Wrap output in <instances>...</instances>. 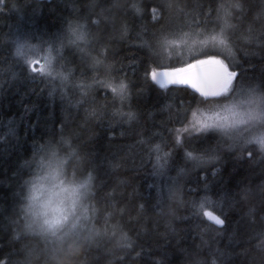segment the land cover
I'll return each mask as SVG.
<instances>
[{"label":"trees","instance_id":"16d2710c","mask_svg":"<svg viewBox=\"0 0 264 264\" xmlns=\"http://www.w3.org/2000/svg\"><path fill=\"white\" fill-rule=\"evenodd\" d=\"M234 2L0 0V225H8L0 228V264L22 259L24 244L44 246L35 237H12L23 225L25 182L50 151L61 158L75 151L66 165L69 178L73 170L77 179L92 173L93 195L85 203L97 209L93 223L102 235L56 241L38 264H264V151L257 144L242 148L217 131H192V111L215 105L187 86L161 87L151 76L217 56L240 71L237 88L264 91L261 0H241L243 17L232 10L231 53L210 44L160 47L164 36L219 31L217 9ZM79 25L86 41L72 35ZM17 41L39 46L40 55L51 46L52 74L33 79L16 55ZM102 50L104 63L94 69L91 57ZM105 79L128 85L123 102L100 86ZM81 85H91L86 94ZM157 144L163 168L151 150ZM189 152L203 159L191 160ZM205 211L224 219L223 227L208 222ZM122 235L131 248L121 246Z\"/></svg>","mask_w":264,"mask_h":264},{"label":"snow or ice","instance_id":"6c2138e0","mask_svg":"<svg viewBox=\"0 0 264 264\" xmlns=\"http://www.w3.org/2000/svg\"><path fill=\"white\" fill-rule=\"evenodd\" d=\"M133 8L137 12L140 11L138 5L134 4ZM233 9L241 17L247 12L241 0H235L234 3L227 6L221 5L217 9L218 19L221 18L220 13H223V24L219 31L215 29L210 32L206 30L189 31L173 34L171 37L164 36L159 41L160 47L163 49L188 48L194 50L197 46L210 44L213 47L219 46L231 53L233 51L232 36L229 30L233 29L235 25L230 22L229 17L233 15ZM211 11L212 9L209 7L207 16L210 17ZM156 18V9L153 8V19ZM256 18H264V0H261V7L256 13ZM95 23H99V21H95ZM71 30L72 35L77 40L86 41L87 33L83 25ZM249 33H251V28H249ZM261 38L264 39V36ZM245 39H252V37L249 35ZM15 52L18 57L24 59L28 71L33 74V79L35 75L50 76L52 74L51 46L48 49V55H40L39 46L33 49L27 42L17 41ZM33 52L36 54L33 55ZM105 55L106 50H102L91 57V64L94 69L104 63L103 57ZM205 67L210 71L202 74L201 69ZM163 75L167 78V83L188 84L199 93L205 102H212L215 105L214 108L206 111L199 109L192 111L190 121L192 131L197 133L217 131L242 148L244 145L257 144L261 151H264V91L252 86L237 88L236 82L241 73L236 67L217 56H208L205 59L196 60L187 68L175 69ZM151 76L161 87L165 86V80L160 79L155 71L152 72ZM67 78V76L63 77L65 80ZM98 83L102 87L110 88L114 96L119 97L123 102L128 87L124 81L116 83L114 80L105 79L98 81ZM81 87L85 89L86 94L87 88L91 85H81ZM229 96H231L229 102L223 104L219 102L220 98ZM127 115L129 120L134 119L133 113L129 112ZM255 129L258 130L254 131ZM183 130L188 131V128L185 127ZM176 131H180V129ZM177 139L179 142V137ZM63 142L71 148L68 141ZM140 143H145V141L141 140ZM151 150L157 153V166L163 168L162 158L159 155L160 145L153 146ZM186 155L194 161L203 159L202 156H196L191 152ZM75 156V151H70L64 158L59 157L55 151H50L47 160L41 157L39 173L25 182L27 194L24 197L26 203L22 208L23 225L22 228L15 230L12 240L20 242L24 237L31 236L42 241L44 246L39 248L24 244L20 249L22 259L15 261L14 264H38L44 259L42 251L47 250L50 244L62 241L65 237H75L81 233H87L90 239H97L102 235L93 223L97 209L95 206L85 203L93 195L94 177L92 173L90 172L86 178L77 179L75 170H73L71 178L67 176L66 165ZM261 204L264 206V195L261 196ZM204 207L205 201L202 200L199 208L202 210ZM204 216L218 226L223 227L225 224L224 219L208 211L204 212ZM12 223L19 224V221H12ZM7 227L8 225H0V228L5 231ZM260 239L259 247L264 249V235ZM120 243L122 247H132L127 235L121 236Z\"/></svg>","mask_w":264,"mask_h":264},{"label":"water","instance_id":"95a60500","mask_svg":"<svg viewBox=\"0 0 264 264\" xmlns=\"http://www.w3.org/2000/svg\"><path fill=\"white\" fill-rule=\"evenodd\" d=\"M193 71H196V69H193ZM208 71H210V69H208L207 67H205V68H202L201 69V72H202V74L203 73H206V72H208ZM175 84H179V85H182V86H187V87H189V88H191L192 90H194L192 87H190L188 84H180V83H175ZM195 91V90H194ZM196 92V91H195ZM196 93H198V92H196ZM199 94V93H198ZM211 214H213V215H216V214H214L213 212H210ZM217 216V215H216ZM206 219L208 220V222H210L211 224H213V225H215V226H217V227H221V226H218V225H216L213 221H211L208 217H206Z\"/></svg>","mask_w":264,"mask_h":264},{"label":"rangeland","instance_id":"374dc122","mask_svg":"<svg viewBox=\"0 0 264 264\" xmlns=\"http://www.w3.org/2000/svg\"><path fill=\"white\" fill-rule=\"evenodd\" d=\"M164 73H166V72H158L157 73V76L160 78V79H162V80H165V86L166 85H169V84H172V83H167V78L166 77H164ZM170 73V72H169ZM159 85V84H158ZM160 86V85H159Z\"/></svg>","mask_w":264,"mask_h":264}]
</instances>
